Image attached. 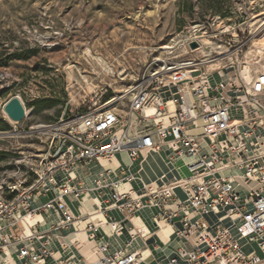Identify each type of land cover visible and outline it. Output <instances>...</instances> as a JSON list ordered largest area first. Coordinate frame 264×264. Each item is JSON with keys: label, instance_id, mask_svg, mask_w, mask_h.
<instances>
[{"label": "built area", "instance_id": "obj_1", "mask_svg": "<svg viewBox=\"0 0 264 264\" xmlns=\"http://www.w3.org/2000/svg\"><path fill=\"white\" fill-rule=\"evenodd\" d=\"M249 42L228 58L150 66L120 96L35 127L38 142L14 152L18 157L0 173V264H47L55 231L78 220L64 199L82 206L92 195L102 214L157 209L156 224L175 229L185 242L166 264H264V138L257 133L264 130V50L239 58ZM216 63L221 66L208 68ZM232 110L242 119L234 121ZM147 152H168L172 165L183 163L187 178L124 191L135 174L103 167L88 183L90 166L109 165L117 154L134 162ZM49 195L39 204V196ZM211 214L221 216L214 226L206 221ZM37 216L28 233L17 231ZM51 216L58 222L44 230ZM88 232L97 239L93 225ZM252 244L263 257L246 252ZM98 252L96 261L57 264L143 263L128 247L110 253L106 242Z\"/></svg>", "mask_w": 264, "mask_h": 264}, {"label": "rangeland", "instance_id": "obj_2", "mask_svg": "<svg viewBox=\"0 0 264 264\" xmlns=\"http://www.w3.org/2000/svg\"><path fill=\"white\" fill-rule=\"evenodd\" d=\"M262 33L264 0H0V173L35 127L103 105L153 65L228 58L246 41L239 58H251ZM14 97L29 111L19 123L4 112Z\"/></svg>", "mask_w": 264, "mask_h": 264}, {"label": "crops", "instance_id": "obj_3", "mask_svg": "<svg viewBox=\"0 0 264 264\" xmlns=\"http://www.w3.org/2000/svg\"><path fill=\"white\" fill-rule=\"evenodd\" d=\"M232 114L234 121L242 119V114L239 112L232 110ZM257 133L261 134L264 138L263 129H259ZM115 157L116 160L114 159V161L109 164L110 166H106L105 164H102V166H90L92 175L87 180L88 183H92L103 167L113 168L111 166L112 164L114 165V170L126 168L125 170L127 172L136 175V180L134 182L123 184L124 191L134 189L137 192H140L142 190L143 184L137 180L138 177L142 178L144 183L147 185H153L154 187L160 184L161 178L170 180L171 182L174 179L178 181L182 179L181 176L175 172L176 169H179L182 164L172 165L168 161L164 152L159 154L150 153L147 156L145 153H142L139 159H137L142 160L144 157H147L145 158V161H147L146 163H149L151 160L154 161V165L157 166V169H155V167L151 165L154 176H147V178L144 177L143 173L145 170V161L142 162L143 170L141 173L139 170L131 171L130 168L135 164H132L125 154H117ZM137 160L134 162H137ZM162 161L164 164H162ZM76 174H79V176H84V174H82L80 171H77ZM169 174H171L172 177ZM140 175H142V177ZM177 177H179V179H177ZM257 187L258 186H256V188ZM239 190L243 194L247 192L245 188H239ZM180 196H182L181 193ZM51 198L52 195L47 197L39 196V204H43ZM89 199L92 202L88 203L86 202L87 199H85L82 206H79L72 197H67L64 199V202L68 205L71 213L76 218H78V220L68 229L55 231V234L58 236V238L54 240L50 247L54 256L52 259L48 260L47 264H57L62 260L68 259L96 261L101 257V254L98 252L99 247L106 242L110 245V253H115L128 247L130 252H137L140 254V258L143 261L142 264H166L168 260L175 256L177 251L185 245V242L177 235L175 229L166 224L164 225L163 223L156 224L155 216L158 213L157 209L146 208L135 212L132 215L128 212H122L118 209H110L106 214L101 213V215H97L98 213H96V211H100L99 209H101L102 206L97 200H94L93 195ZM216 217L218 222V219L221 216ZM56 222H58V218L56 216H51L50 220L47 221V226L44 227V230L50 227L48 224H54ZM229 223L230 222L228 220L224 222V224L228 226ZM89 225H93L96 228V240H91L89 236ZM177 227L181 228L180 223L177 224ZM117 232L121 235H117ZM128 243H131L130 246H128ZM251 247L254 248L252 249L251 253L263 257L262 252L256 244H252ZM245 248L248 249L250 246H245Z\"/></svg>", "mask_w": 264, "mask_h": 264}, {"label": "bare ground", "instance_id": "obj_4", "mask_svg": "<svg viewBox=\"0 0 264 264\" xmlns=\"http://www.w3.org/2000/svg\"><path fill=\"white\" fill-rule=\"evenodd\" d=\"M262 28V27H261ZM260 28V29H261ZM258 38H257V41H256V43H254V47L256 48V51L258 50V51H263V49H264V33H262V34H260L259 36H257ZM209 44H212V43H210L209 42ZM203 47H201L200 49H202ZM162 49H164V50H170V49H173V48H171V47H165V48H162ZM199 49V50H200ZM199 50H197V51H199ZM208 56V55H207ZM206 57V56H205ZM219 64V65H218ZM221 66V63H216V64H213V65H209L208 66V68L209 69H214V68H218V67H220ZM72 74V73H71ZM85 79V78H84ZM91 86H89L88 85V88L89 89H92V88H90ZM26 110V116H28L29 115V111L27 110V109H25ZM26 118V117H25ZM12 122V121H11ZM8 136H10L11 138H13V136H11V134H6V135H4L3 137H8ZM150 153H152V152H147V153H145L146 154V156L148 155V154H150ZM120 157V156H119ZM116 158V157H115ZM114 158V159H115ZM145 158H147V157H144L141 161L140 160H137V162H132V164H135V165H133L130 169H131V171H136V170H139V172H141L142 173V170H143V168H142V162H144L145 161ZM119 159V158H118ZM150 159V158H149ZM165 159V158H164ZM116 160V159H115ZM146 160H148V159H146ZM138 161H140V162H138ZM120 162V161H119ZM117 163V162H116ZM144 163H146V162H144ZM164 162L162 161V164H163ZM103 164H105L106 166H110V165H108V164H106V163H103ZM121 164V163H120ZM119 164V165H120ZM182 165L180 166V168L178 169H176V173H178L179 174V176H181V178H183V177H185V176H183L182 175V171L184 172V168H183V163H181ZM113 168H114V165L112 164L111 165ZM118 166V165H117ZM163 166V165H162ZM146 167V166H145ZM164 167H165V165H164ZM172 167V166H171ZM169 168V167H168ZM115 169V168H114ZM122 169H126V168H122ZM174 169V168H173ZM167 170V169H166ZM166 170H165V172H166ZM175 170V169H174ZM164 171V170H163ZM162 171V172H163ZM168 171V170H167ZM140 173V174H141ZM174 173V172H173ZM145 174V173H144ZM79 175V174H78ZM171 177H172V175L171 174H169ZM177 175V174H176ZM175 175V176H176ZM136 175H134V181L136 180V177H135ZM141 177H142V175H140ZM178 176V175H177ZM167 177H168V175H167ZM170 178V177H169ZM144 179V178H143ZM177 179H179V177H177ZM137 180H139L143 185H142V188L143 187H154L153 185H147L146 183H144V181L142 180V178H140V177H138L137 178ZM133 181V182H134ZM177 182H179L178 180H177ZM132 183V182H131ZM122 190H123V184H122ZM178 193H179V195H180V193L182 194V196L181 197H183L184 196V194L181 192V190H178ZM90 197H88V198H86L87 200H86V202H88V203H91L92 201L89 199ZM94 200H96V199H94ZM98 201V200H97ZM99 202V201H98ZM100 203V202H99ZM92 209V208H91ZM96 213H98L97 215H101V213L99 212V211H96ZM89 214V213H88ZM94 214V213H93ZM41 219V217H39V216H37V217H30V218H27L24 222V224H22V229L25 231V232H29V225H34L35 224V222L37 221V220H40ZM170 228V227H169Z\"/></svg>", "mask_w": 264, "mask_h": 264}, {"label": "water", "instance_id": "obj_5", "mask_svg": "<svg viewBox=\"0 0 264 264\" xmlns=\"http://www.w3.org/2000/svg\"><path fill=\"white\" fill-rule=\"evenodd\" d=\"M198 47L197 43H192L191 48L196 49ZM4 112L7 114L9 119L13 122H21L25 119L26 110L23 103L19 98H12L4 107Z\"/></svg>", "mask_w": 264, "mask_h": 264}]
</instances>
